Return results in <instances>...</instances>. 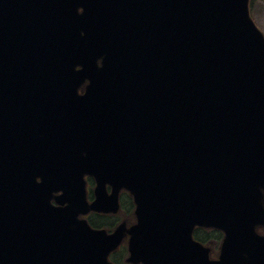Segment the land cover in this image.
Segmentation results:
<instances>
[{
	"label": "water",
	"instance_id": "1",
	"mask_svg": "<svg viewBox=\"0 0 264 264\" xmlns=\"http://www.w3.org/2000/svg\"><path fill=\"white\" fill-rule=\"evenodd\" d=\"M86 76L73 131L41 138L59 121L44 89ZM122 188L135 225L79 217L116 212ZM196 226L225 232L218 258ZM258 226L264 34L249 0H0V264H114L126 231L133 263L264 264Z\"/></svg>",
	"mask_w": 264,
	"mask_h": 264
},
{
	"label": "trees",
	"instance_id": "2",
	"mask_svg": "<svg viewBox=\"0 0 264 264\" xmlns=\"http://www.w3.org/2000/svg\"><path fill=\"white\" fill-rule=\"evenodd\" d=\"M222 237V232L218 230L204 228H198L196 230V238L210 246L214 255L218 254L217 248L219 247Z\"/></svg>",
	"mask_w": 264,
	"mask_h": 264
},
{
	"label": "flooded vegetation",
	"instance_id": "3",
	"mask_svg": "<svg viewBox=\"0 0 264 264\" xmlns=\"http://www.w3.org/2000/svg\"><path fill=\"white\" fill-rule=\"evenodd\" d=\"M78 90L80 93H84L86 91V87L85 86L79 87ZM67 91L72 92L71 89H69ZM120 201L121 202L123 201L122 197L120 198ZM129 206L133 207L132 199H130V201H129ZM114 216H116V215H109L106 217L95 216V218H96V220H99L98 222L100 223V226H102L101 224H110V225H112V227H116L119 223H117V220L114 218ZM125 220L129 222V221H132L133 218L125 216L123 221H125Z\"/></svg>",
	"mask_w": 264,
	"mask_h": 264
},
{
	"label": "rangeland",
	"instance_id": "4",
	"mask_svg": "<svg viewBox=\"0 0 264 264\" xmlns=\"http://www.w3.org/2000/svg\"><path fill=\"white\" fill-rule=\"evenodd\" d=\"M254 19L264 32V0H254Z\"/></svg>",
	"mask_w": 264,
	"mask_h": 264
},
{
	"label": "bare ground",
	"instance_id": "5",
	"mask_svg": "<svg viewBox=\"0 0 264 264\" xmlns=\"http://www.w3.org/2000/svg\"><path fill=\"white\" fill-rule=\"evenodd\" d=\"M56 94H57V102H56V103H58V100H59L60 97L63 95V93H62V91L57 90V91H56Z\"/></svg>",
	"mask_w": 264,
	"mask_h": 264
}]
</instances>
